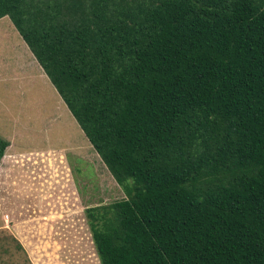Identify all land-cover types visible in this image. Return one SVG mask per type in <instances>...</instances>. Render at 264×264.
Returning <instances> with one entry per match:
<instances>
[{
  "label": "trees",
  "instance_id": "1",
  "mask_svg": "<svg viewBox=\"0 0 264 264\" xmlns=\"http://www.w3.org/2000/svg\"><path fill=\"white\" fill-rule=\"evenodd\" d=\"M5 15L125 193L85 210L100 264H264V0Z\"/></svg>",
  "mask_w": 264,
  "mask_h": 264
},
{
  "label": "rangeland",
  "instance_id": "2",
  "mask_svg": "<svg viewBox=\"0 0 264 264\" xmlns=\"http://www.w3.org/2000/svg\"><path fill=\"white\" fill-rule=\"evenodd\" d=\"M5 19L11 25L7 15ZM2 21L5 20L1 18L0 23ZM0 27L3 40L0 41L2 57L3 54H9L12 47L4 37L3 30L7 32V29L4 25ZM54 92L53 86L49 94L45 88L41 91L37 86L23 95V103L28 102L27 121H24L21 115L20 93L11 94L12 112L18 114L21 125L33 118L25 131L42 139H37L34 144L29 145H48L52 150H48L49 154L45 153L42 157L45 161L43 164L37 162L38 157L43 156V153H38L37 150L25 156L27 167L28 160L30 162L28 179L17 177V157L10 156L1 161L0 190L3 195L6 196L9 188L16 187L23 178L22 181L29 180L35 197L41 198L45 204H23L18 217L5 218L2 217L1 209L8 208V205H1L0 264H100L85 210L89 207L109 205L125 198L122 187L115 182L91 144L82 133L75 130L69 110L63 101V104H60V96ZM39 99H45L44 117H41L37 110ZM64 123H67V126ZM78 129L80 130L79 127ZM78 141L79 143L75 144ZM63 143L71 145L57 148ZM9 150L10 153L13 152L12 148ZM2 182L7 183V186L3 184L4 189ZM198 185L202 186L200 183ZM18 191L21 192L19 189L14 190L15 195ZM16 208L19 206L13 205L11 209ZM21 212L24 215H21Z\"/></svg>",
  "mask_w": 264,
  "mask_h": 264
},
{
  "label": "crops",
  "instance_id": "3",
  "mask_svg": "<svg viewBox=\"0 0 264 264\" xmlns=\"http://www.w3.org/2000/svg\"><path fill=\"white\" fill-rule=\"evenodd\" d=\"M3 20L0 23L1 26H5L7 29V32L4 31V37L7 42L12 47V50H10L9 54H3L4 56H0V136L8 141V145L6 146L4 150V154L2 158L0 159L3 161L4 158H8L10 156L17 157L16 158V166H17V174H19L17 177L23 176V178L28 179L30 162L28 160V167L26 165V158L28 154H32L35 152V150L38 151V153H43L41 157H38L39 161L42 164L45 162L42 157H44L45 153L49 154L48 150L50 149V146H42L37 147L34 145H29L30 143L35 142V140L40 139L39 136H34L32 134H29L25 131V128L29 122H32L31 118L27 123L24 122V125H21V119L18 118L17 113H13L12 110V103L11 100L13 99L11 97L12 93H20L21 95V115L24 118V121L26 120V107L28 106V102L23 103L24 94H28L29 89H36L38 86L39 90L42 91V89L45 88V91L47 94H49L52 91V83L50 82L47 74L45 73L44 69L36 59V57L33 55L29 47L26 45L24 40L21 38L20 34L18 33L17 29L13 25L11 21V25H9V21L6 22L5 16L1 17ZM0 18V19H1ZM0 30L1 27H0ZM19 36V37H18ZM21 41H20V39ZM0 41L2 40V36L0 34ZM21 45V46H20ZM1 47V45H0ZM1 50V49H0ZM54 87V86H53ZM55 90V88H54ZM59 94L55 90L54 94ZM60 100V104H63V100H61L60 97H58ZM43 100H37L38 107L37 110L41 113V117L45 116V105ZM63 106V105H62ZM66 106V105H65ZM65 108V107H64ZM66 110V109H65ZM67 111V110H66ZM66 113V112H65ZM68 113V112H67ZM69 114V113H68ZM70 119L72 120V124L75 126V130H78L80 133L83 134L82 131H80L77 127V123L73 119L71 115H69ZM40 119V117H39ZM67 126V123H64ZM9 126V128H8ZM7 127V129H6ZM2 129V130H1ZM21 129V131H20ZM6 130V131H5ZM77 133V132H76ZM81 136V135H80ZM84 136V134H83ZM79 141L75 144H78ZM65 145H71L68 143H63L59 145L57 148ZM9 148H12L13 152L10 153ZM41 151V152H39ZM24 157V159H23ZM45 159V158H44ZM32 163V162H31ZM28 169V172L26 171ZM15 174V173H13ZM43 175V174H42ZM22 178V179H23ZM21 182L17 183V186L14 188H9V192H7L6 196L2 194V191L0 190V207L1 205H8L7 207H4L1 209L2 217H18L20 215V208L23 204L25 205H44L45 202L41 198L35 197L34 188L32 187V184L28 181L23 180ZM7 183L2 182V185ZM3 189L5 188L4 185L2 186ZM21 190L20 193L22 195L20 196V193H16L14 190ZM15 205L16 207L19 206V208H16V210H12L11 208ZM16 211V212H15ZM21 215H24L23 212H21ZM4 226V225H3Z\"/></svg>",
  "mask_w": 264,
  "mask_h": 264
}]
</instances>
